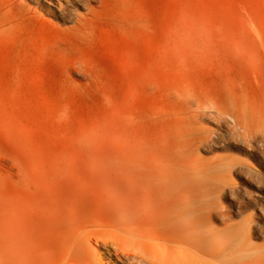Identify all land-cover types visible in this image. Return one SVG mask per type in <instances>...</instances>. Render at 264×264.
Listing matches in <instances>:
<instances>
[{
  "label": "rangeland",
  "instance_id": "1",
  "mask_svg": "<svg viewBox=\"0 0 264 264\" xmlns=\"http://www.w3.org/2000/svg\"><path fill=\"white\" fill-rule=\"evenodd\" d=\"M170 198L264 245V0H0V253L105 232L67 264H128Z\"/></svg>",
  "mask_w": 264,
  "mask_h": 264
},
{
  "label": "bare ground",
  "instance_id": "2",
  "mask_svg": "<svg viewBox=\"0 0 264 264\" xmlns=\"http://www.w3.org/2000/svg\"><path fill=\"white\" fill-rule=\"evenodd\" d=\"M203 201V199L191 201L178 198L163 200L160 204L164 208H177L176 213L171 214L168 211H161L158 221H155V223L146 221L147 225H140L139 228L146 233L142 237H137L134 233L135 225L132 228L123 229L124 236H113L115 241L112 246L121 251L128 264H264V245L258 246L251 242L254 236L253 232L236 229L233 224L217 231L214 228L210 229L209 223L205 227L203 221L193 224L187 221L188 218L193 216L194 208L196 209L198 203H203ZM183 206H189L190 209H182ZM68 218L73 223L72 228L79 230L81 223H77V219L71 215H68ZM205 218L213 220L215 217L213 214L207 213ZM154 227L163 232L158 238L172 246H183L188 253L175 259L164 254L165 251L159 252L151 248L150 244L154 240L151 231ZM171 236H176V238ZM38 237L40 238V236H37V239ZM107 237L109 235L107 236L105 232L79 233L75 236L62 238L51 235L47 239L54 242L55 248H58L62 257L54 258L47 255H37V264H67L69 262L63 257L64 254L73 251V253L80 255H88L90 252L87 245L91 240H95L97 243L98 239L103 240ZM18 242L20 244V241ZM18 242L16 238L15 248L8 254L0 253V264H30L29 258L33 257L32 252L28 247L20 248Z\"/></svg>",
  "mask_w": 264,
  "mask_h": 264
}]
</instances>
